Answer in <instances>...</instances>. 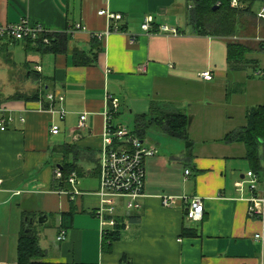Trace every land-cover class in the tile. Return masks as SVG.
<instances>
[{
	"label": "crops",
	"instance_id": "crops-1",
	"mask_svg": "<svg viewBox=\"0 0 264 264\" xmlns=\"http://www.w3.org/2000/svg\"><path fill=\"white\" fill-rule=\"evenodd\" d=\"M255 3L257 17L264 0ZM190 7L187 0H0V25L27 20L29 26L39 25L59 40L51 51L26 41L0 40V121L5 127L0 130V264H16L24 222L37 233L45 253L41 262L51 264H264V217H249L251 193L238 185L250 170L245 148L222 142L245 126V113L254 106L243 109L244 123L238 129L198 140L188 134L190 152L184 147L173 150L172 146H185L183 142L145 137L143 143L158 152L145 160L142 208L138 213L120 210L124 222L120 238L103 249L93 213L99 205L96 191L106 97L119 101L117 113L125 106L138 116L153 105L160 107L157 97L173 82L226 83L230 72L251 68L228 59L229 43L243 45L241 41L251 37L199 35L188 24ZM101 10L121 19L109 22L98 15ZM147 17L153 19L152 30L168 25L178 28V34L145 33L141 25ZM255 25L256 42L264 38V20L257 18ZM77 26L82 29L72 31ZM114 28L117 32L106 35ZM98 34L103 38L95 41ZM75 51L87 57L86 65L75 64ZM249 53L245 58L259 64L261 60ZM204 72L213 79L202 80L199 75ZM252 74L246 76L250 82ZM35 92L36 102L14 99ZM50 94L63 101L51 104ZM262 94L255 106L264 103ZM81 114L86 120L79 129ZM116 120L114 124H120ZM52 126L59 128V134L50 133ZM65 146L75 150L66 159L61 153ZM65 161L76 168L74 186L69 182L72 174L63 181L66 186L55 176ZM85 177L97 180L94 190H81L77 178ZM165 196L174 198L171 207L162 206ZM184 197L203 200L201 222L185 219ZM69 213L72 225L65 231V241L49 244L46 232L53 230L57 237L61 215ZM41 217L43 223L38 222ZM50 219L52 225L47 223ZM184 228L195 235L183 237Z\"/></svg>",
	"mask_w": 264,
	"mask_h": 264
},
{
	"label": "built area",
	"instance_id": "built-area-1",
	"mask_svg": "<svg viewBox=\"0 0 264 264\" xmlns=\"http://www.w3.org/2000/svg\"><path fill=\"white\" fill-rule=\"evenodd\" d=\"M244 0H230V7L234 9H242L245 7ZM99 16L105 17L109 22L118 21L120 15H113L107 10L98 12ZM257 18L264 20V8L258 13ZM154 24L151 17L144 18L141 25L142 30L147 34H153L152 25ZM80 26L75 27L72 31H80ZM117 32V29H109L106 35ZM73 33V32H72ZM157 34L177 35L178 28L168 25L158 27ZM51 32L43 29L39 25L29 26L27 20H22L16 25H0V40L8 39L10 41H36L41 39L46 46L50 45ZM102 40L103 34L95 36ZM264 42V38L257 39ZM130 42H134L131 39ZM40 71L39 68H36ZM258 74L260 72L258 71ZM204 81H211L213 76L210 72H204L199 75ZM47 100L52 104L54 101H63V97L50 94ZM119 109V101L111 96L106 97V109L103 114L104 126L102 137V148L99 158L98 167V188L96 195L99 198V205L94 210V216L100 224V234L102 239L115 230L117 226H123L124 222L120 210L126 213H138L142 208L141 200L144 197V180H145V160L155 156L156 149L146 146L142 140L132 134V130L121 124H114V114ZM63 117L64 113L60 112ZM86 114H81L79 118L78 128L84 127ZM23 122V120L21 119ZM4 122L0 121V130H4ZM52 135L59 134V128L52 126L50 128ZM185 176H189V171H185ZM56 178H62L59 170L55 171ZM245 180L238 182L243 188L247 186L251 197L248 199V215L250 218L264 217V189L259 186V178L252 171H248ZM69 182L74 186V174L70 176ZM2 180L0 179V188ZM75 194L78 192L74 189ZM185 201L184 211L185 219L188 222L199 223L203 220V200L198 197L187 198ZM174 203L172 197H162L161 204L163 207H171ZM255 238H260L256 235ZM66 239V232L59 231L56 241L61 243Z\"/></svg>",
	"mask_w": 264,
	"mask_h": 264
},
{
	"label": "trees",
	"instance_id": "trees-1",
	"mask_svg": "<svg viewBox=\"0 0 264 264\" xmlns=\"http://www.w3.org/2000/svg\"><path fill=\"white\" fill-rule=\"evenodd\" d=\"M256 0H244L245 7L234 9L230 7V0H187L191 4L188 10V24L194 32L199 35H209L212 37L228 38L240 37L248 26L249 19H257L252 10ZM216 7L214 10L213 8ZM256 29V25H255ZM153 33L158 28L153 26ZM243 37V36H241ZM50 38V45L46 46L42 40H26L28 44L39 47V50L51 51L59 41ZM97 41L96 37L94 38ZM240 43L228 44V59L234 64L251 66L255 76L257 73V60H247L245 55L249 50ZM258 52H264V42L257 46ZM73 59L76 65H86L87 57L80 52L75 51ZM259 77L264 83V68L259 71ZM16 96V95H15ZM14 99H23L24 101L36 102L39 100L37 92L26 97L16 96ZM119 113H115L116 118ZM246 124L243 128L227 134L222 142L226 144L238 143L245 148V159L249 164V171H252L259 178V186L264 189V103L260 106L249 108L245 113ZM155 128L167 137L179 140L185 145V149L190 152L192 142L189 140L187 128V116L184 113L167 114L159 106L153 105L148 113L135 116L133 121L132 134L140 140H144L147 132ZM74 148L65 146L62 149L64 159L74 153ZM60 164L59 169L62 175V182L75 172L76 168L72 163L64 162ZM64 184V182H63ZM65 185V184H64ZM66 186V185H65ZM66 188V187H64ZM72 225V214L61 215V230L67 231ZM32 224L24 222L17 240V262L16 264H51L41 262L45 259V253L39 247L36 231L32 229ZM123 226H117L115 230L109 232L102 241L103 249L108 250L112 243L119 240V233ZM183 237H193L195 232L184 228ZM122 262L121 264H123Z\"/></svg>",
	"mask_w": 264,
	"mask_h": 264
},
{
	"label": "rangeland",
	"instance_id": "rangeland-1",
	"mask_svg": "<svg viewBox=\"0 0 264 264\" xmlns=\"http://www.w3.org/2000/svg\"><path fill=\"white\" fill-rule=\"evenodd\" d=\"M255 5L256 8L258 7L257 3H255L252 8L253 11H255ZM255 30L257 31L255 29V21L249 19L248 26L241 36L251 38L250 40H242L241 42L251 52L248 56H251L253 59L255 57L259 58L263 62L264 55L259 54L260 52H258L259 50L255 45V43L257 45L260 43V41L255 42ZM255 52L258 53L255 54ZM261 61H259L256 71H258V68H263ZM246 69V71L241 72H230V77L226 83L217 81L209 84H183L173 82L168 87V90L172 92L167 94V90L164 94H160L156 102L160 105L162 111L167 114L184 113L187 115V118L193 117L191 128H188V134H190V138L192 139H205L210 135L218 136L225 130L238 129L244 123L243 109L255 106L259 98L263 97L262 93L264 92V84L258 73L255 72L253 82H250L246 79V76L253 75L254 69L250 67ZM135 116L133 113L130 114L129 109L123 106L121 111H119V115L116 117V122L132 129ZM158 137L171 140V138L155 128H151L146 134V140L149 138L157 139ZM173 141L178 144L182 143L179 140L173 139ZM172 147L173 150H177L180 147L185 148V146ZM158 148L162 147L158 146ZM156 151L158 152L157 149ZM89 166L92 167V165ZM77 181L80 183L78 185L81 186V190L84 191H92L97 185V180L92 177H85L84 179L77 178ZM47 223L48 225H52L54 221L50 219ZM46 236V241L49 244L58 245L53 230L46 232Z\"/></svg>",
	"mask_w": 264,
	"mask_h": 264
},
{
	"label": "water",
	"instance_id": "water-1",
	"mask_svg": "<svg viewBox=\"0 0 264 264\" xmlns=\"http://www.w3.org/2000/svg\"><path fill=\"white\" fill-rule=\"evenodd\" d=\"M213 9L215 10L216 7H214ZM191 122H192V117L187 118V128L190 127ZM44 221H45V218H44V217H41V218H39V220H38L39 223H43Z\"/></svg>",
	"mask_w": 264,
	"mask_h": 264
}]
</instances>
